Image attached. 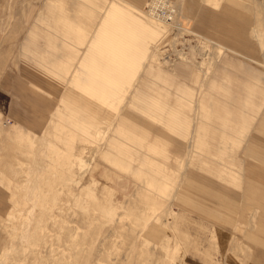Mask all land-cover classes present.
Wrapping results in <instances>:
<instances>
[{"label": "rangeland", "instance_id": "1", "mask_svg": "<svg viewBox=\"0 0 264 264\" xmlns=\"http://www.w3.org/2000/svg\"><path fill=\"white\" fill-rule=\"evenodd\" d=\"M170 1L0 0V264H264V0Z\"/></svg>", "mask_w": 264, "mask_h": 264}, {"label": "crops", "instance_id": "2", "mask_svg": "<svg viewBox=\"0 0 264 264\" xmlns=\"http://www.w3.org/2000/svg\"><path fill=\"white\" fill-rule=\"evenodd\" d=\"M118 11H119V14H121V16H122L123 13L120 11V9ZM133 20H135V19L133 18ZM108 21H109V19H106V22H108ZM141 27L143 29V33L145 32L148 36H152L150 31L147 30V28H145V26L143 24L141 25ZM127 33H128V31L122 32L123 35L127 34ZM122 34L119 33L116 29H113V30L112 29H106L101 34V38H102V42H104V43H102V45H103V47H105L103 49V52H105L107 50L113 51L115 49H118V50H116V52H117L116 55H118V57L113 55V54H110L108 52L109 56L111 57L110 65L113 66V65H115V62L118 61V64L120 63L119 65L123 67V72H121V75H122V77H126V76L130 75V73H133L131 64H128V63H130L129 61L133 60L136 63L138 61L141 62L143 60H142V56H140V54L138 53V51H139L138 49H135V50L133 49L134 52L132 53V52L128 51L129 48L127 45H125V46L122 45V43H123L122 39L124 38V37H122ZM123 48L127 49L126 52L125 51L123 52L124 57H122L123 54L120 51V50H123ZM120 58H123L124 62L120 61ZM94 65L95 66H94V73L93 74L95 75L96 78H98L99 76H100V78H102V74L106 73V71H103V72L99 71L98 67H96V63H94ZM126 69H127V71H126ZM97 72L99 75H96ZM115 72H116V74H114V76L116 78V77H118V74H117L118 70H115ZM258 196H261L259 194V192H258Z\"/></svg>", "mask_w": 264, "mask_h": 264}, {"label": "bare ground", "instance_id": "3", "mask_svg": "<svg viewBox=\"0 0 264 264\" xmlns=\"http://www.w3.org/2000/svg\"><path fill=\"white\" fill-rule=\"evenodd\" d=\"M148 0H145V3L147 4ZM150 1V0H149ZM170 4V6L175 9L174 10V15L173 17H171V20L170 19H166L165 17H162V16H156L148 11H146L145 9V5H144V13L147 14L148 18H151L149 20H153L155 22V24L157 23L158 25L160 26H170L171 24L175 23L176 22V17H177V14H178V9H177V6L175 3H173L172 1L170 0H167ZM151 2H155V0H151ZM165 3V1H164ZM133 7V6H132ZM138 9V7H136ZM129 9V8H128ZM137 9H133L134 11H136ZM119 9L117 7H114L113 11L111 12V14H109V21L106 22L108 24V27H110V24H112V21L114 19H117L116 16L119 14ZM122 12V11H121ZM123 13V12H122ZM143 13V14H144ZM124 14V13H123ZM142 14V15H143ZM136 21V20H134ZM152 21V22H153ZM140 22V21H139ZM154 22L153 24L149 21H146L145 23H143V25L145 26V28H147V30L150 31L151 35L152 36H156L158 34V32L156 31V29H154ZM136 23V22H135ZM107 26V25H106ZM129 32L132 34V36H134V34L136 33V31L134 30H129ZM123 41V39H122ZM124 42V41H123ZM126 42L128 44H130L134 49L135 47L133 46L134 43H131L130 42V39L129 37L126 38ZM123 44V43H122ZM126 45V44H125ZM136 46V45H135ZM102 107V106H101ZM264 123V122H263ZM24 132V131H23ZM26 132V131H25ZM28 135H30V133L26 132ZM256 143V142H255ZM253 147V146H252ZM259 147V146H258ZM247 148V147H246ZM260 149L261 148H258V151H252V150H248L247 153H246V157L247 159H250L252 161V174L256 175L257 177H264V155H260L259 152H260ZM262 152V151H261ZM256 178V177H255ZM260 187H256L255 190H257V192H259V194L261 196H264V189L260 190L259 189ZM251 190V189H250ZM253 191V190H252ZM256 192V191H255ZM260 196H258L259 198ZM254 198V197H253ZM257 201V200H256Z\"/></svg>", "mask_w": 264, "mask_h": 264}, {"label": "built area", "instance_id": "4", "mask_svg": "<svg viewBox=\"0 0 264 264\" xmlns=\"http://www.w3.org/2000/svg\"><path fill=\"white\" fill-rule=\"evenodd\" d=\"M165 1V3H164ZM148 3L145 5L146 11L156 15V16H162L166 19H170L174 15V10L169 2L167 0H155V2H151V0L147 1Z\"/></svg>", "mask_w": 264, "mask_h": 264}]
</instances>
